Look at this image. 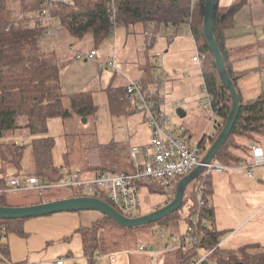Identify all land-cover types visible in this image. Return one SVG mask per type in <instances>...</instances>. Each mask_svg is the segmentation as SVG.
Masks as SVG:
<instances>
[{"label":"trees","instance_id":"trees-1","mask_svg":"<svg viewBox=\"0 0 264 264\" xmlns=\"http://www.w3.org/2000/svg\"><path fill=\"white\" fill-rule=\"evenodd\" d=\"M20 1L22 16L11 20L9 18L8 0H0V140L8 132L26 131L32 136L33 169L28 176H36L48 182H56L62 178V171L52 165L53 141L47 136V121L54 118L65 119L71 112L86 117L92 115L96 107L91 92L71 95L63 92L60 74L69 60H58V54L54 49L40 43L43 32L48 28V23L39 18L41 0ZM245 1L247 0H240L238 4L222 11L218 7V0H216L213 9V36L223 57L225 69L233 84L235 79L226 66L222 29L226 26V21L231 19L237 8ZM259 1L264 3V0ZM108 3L109 0H70V3L67 4L60 0L52 7L51 12L59 19V28L66 30L76 41H81L87 35L91 36L92 45L95 49L106 39L110 32ZM204 3L205 0H199L195 4L191 13L190 27L198 51L205 56L201 73L203 79L201 87L204 86L213 97L212 107L214 117L217 118L213 125L214 132L212 136L204 137L200 143L201 146L205 147L210 146L220 134L231 110V100L227 90L220 82L214 59L203 35ZM113 4L116 9L117 25L121 23L125 25L140 24L144 29L147 21H153L157 31L161 26L169 24L173 26L182 25L190 13L191 6L190 0H113ZM144 30H142V35ZM72 59L75 60L74 56ZM144 73L145 78L140 81V84L145 92L146 89L143 88V85L146 86V84L152 82L150 68L144 69ZM123 95H125L124 88L110 89L108 93L109 105L115 114H120L119 108L124 111L127 106V103L123 100ZM238 97L239 114L237 120L228 139L215 157L223 165L230 167L243 163L245 161L242 158L243 155L248 156L253 146H261L264 137V96H259L251 101H243L239 95ZM111 149L115 150L119 157H127V160L132 163L129 158V151L126 150L123 144L114 143ZM24 150L25 146L23 145L0 143V160L11 165L13 170H20ZM102 171L110 172L105 169L100 170V172ZM135 171L133 165L132 171L115 172L133 173ZM181 178L174 180V196L176 185ZM209 179L210 177L203 184L204 198L208 193ZM4 185L5 182L0 180V188H3ZM139 185L148 188L150 193L166 195L165 190L158 183L151 180H146ZM73 197H80V195L75 194L63 199ZM98 198L110 205L103 194H100ZM193 203V192L188 193L185 190L183 203L179 210L155 223L135 228H125L103 216L91 229L84 227L76 229L74 232L81 238L84 259L89 264H95L94 259L98 255L116 252L108 249L102 238H100L99 231L103 225L114 224L118 228L124 229L126 233L147 226H168L170 220L176 219L177 221L179 219L178 214L185 205L189 204L190 207L188 208L191 210ZM0 207L13 206L5 203L3 195L0 197ZM209 209L204 210L203 217H208L207 212ZM152 211L154 210H150L148 213ZM126 216L133 218L129 215ZM27 220H0V228H5L6 241L7 236L13 233L19 237H26L23 224ZM219 236L220 234L215 232L212 229V224H210L204 230L200 249L208 251L215 247L219 242ZM6 241L0 244V252L8 261L9 246ZM251 248L255 247L243 246L234 251H223L218 247L203 264H264V253L249 254L247 251ZM197 254L196 249L185 256L175 251L177 260L174 263L189 264L191 258L197 256Z\"/></svg>","mask_w":264,"mask_h":264},{"label":"rangeland","instance_id":"rangeland-1","mask_svg":"<svg viewBox=\"0 0 264 264\" xmlns=\"http://www.w3.org/2000/svg\"><path fill=\"white\" fill-rule=\"evenodd\" d=\"M8 2L10 8L9 18L11 20L20 18L22 16L21 1L8 0ZM64 36H66L64 38L66 42L69 43L68 36L66 34ZM118 36H120V30L116 29L115 37ZM108 38L111 45L114 42L116 45L119 44L115 41L113 35H110ZM43 42L41 39L40 43L42 44ZM158 43V45L162 46L163 41L161 40ZM183 45L181 53L176 54L174 58L171 59L167 56L164 59L162 58V60L159 59V68L156 71V75L161 80L163 79L161 68L168 61L170 64L175 63L177 66L180 64V66L194 67L190 65L189 61L192 55L196 56L197 50L195 51L190 39L185 40ZM67 48L69 47L67 46ZM58 49L61 51L62 47ZM158 49L159 46H157ZM71 55L72 52L62 51L58 55V60L64 61ZM130 73L133 77L137 76L136 72ZM167 73L170 74L169 71ZM174 78L172 82L164 83V89L162 88L161 90V92L165 91L166 94V113L172 123L179 122L180 124H184L188 131L187 134L191 135L198 142L204 134L212 133L213 125L217 118L211 117L210 113L208 114L207 111L202 108L200 109L197 105L198 100L203 97L200 88L201 79L197 71L191 75L190 79L186 78L182 72L177 73ZM93 97L96 110L92 115L82 117L77 113L71 112L65 119L54 118L47 121V136L53 141L51 152L52 165L61 169L62 177L72 172H78L84 176H92L96 171L100 172L101 169L110 172L132 171L133 163L128 161L127 157H119L116 151L111 149L112 144L122 142L125 148L126 146L144 148L145 143H147L150 137L151 131L146 118L142 114H115L112 112L104 92H96L93 94ZM176 102H179L178 107L175 105ZM185 103L190 106L194 103L195 107L207 113L206 117L200 116L198 112H190V108H184ZM65 106L67 107L66 104ZM167 107H169L168 110ZM177 108L186 110L188 115L179 118L176 114ZM0 143L25 146L20 170H12L11 165L0 160V180L5 182L4 179H9L12 174L23 176L25 173L32 171L31 135L26 131L20 130L8 132L0 140ZM259 168L264 173V166L253 167L251 169L253 174L251 180L247 179V170L242 167L235 169L234 172L228 171L220 175L215 174L209 179L212 180L214 186L213 200L214 208H216L214 216L219 223L218 228L229 224V220L233 217L231 214L233 209L236 216H238L236 210L240 211L241 214L244 199L253 198L255 207L261 204L260 195L262 186L257 187L254 183L257 179L255 170H259ZM194 182L195 180H192L187 185L186 192L189 193L194 190ZM215 184H217L216 188ZM253 188L254 192H252ZM80 192L77 189L71 188L16 191L6 193L4 201L9 206L28 207L41 202L63 199ZM208 195L210 194H206V197ZM164 198L165 195L163 194L150 193L141 187L139 192L140 208L136 211L135 215L142 216L147 214L151 210V206L159 205ZM188 207H190L189 204L185 205L178 214L179 219L177 221L176 219L170 220L168 226H147L126 233L124 229L118 228L114 224L103 225L99 231V235L104 245L113 251L127 253V255L122 256L121 261L114 264H175L174 262L177 260L175 251L167 250L162 252V248L166 244L171 246L172 234L178 236L186 228L185 217L189 209ZM260 208L259 215L252 220L249 219L243 225V229L240 232H231V230L237 231L234 228L221 231L217 229L220 234L219 241H225L226 237L230 234L227 240L222 243L220 250H237V245L239 244H235L236 240L238 242L245 241L240 243L241 245L247 244L246 241H249L250 235L254 233L252 232L253 227L256 225L257 228L264 226V205L260 206ZM206 219L211 224L209 218L206 217ZM100 220L101 213L97 211L58 213L28 219L23 224L26 237H19L14 233L7 236L6 242L9 246L10 257L8 262H6L5 258H0V264H54L57 259H63L64 264H89L83 259L81 238L74 231L81 227L91 229ZM142 245L147 247L148 250L153 247V250L151 252H142L140 251ZM152 252L157 253L153 255L151 254ZM29 253L31 255L28 258ZM70 256L74 258V261L69 259ZM37 257L38 259H36ZM95 264L112 263H110L108 258H103Z\"/></svg>","mask_w":264,"mask_h":264},{"label":"built area","instance_id":"built-area-1","mask_svg":"<svg viewBox=\"0 0 264 264\" xmlns=\"http://www.w3.org/2000/svg\"><path fill=\"white\" fill-rule=\"evenodd\" d=\"M60 2V0H41L39 18L48 23V28L43 32L42 36L46 39H52L58 36L57 23L58 18L52 15V7ZM69 4L70 0H63ZM199 0H190V13L183 23L184 29L191 34V13L195 4ZM109 31L115 35L117 28L116 9L113 0H109ZM180 28L170 25L161 26L157 31L153 21L145 23L144 37L149 41L166 39L168 42L174 40L177 31ZM97 57L96 50L75 52L74 58L80 60H95ZM205 56L199 51L192 61L198 65V69L202 72V65ZM100 68L116 69L114 58L110 62H98ZM167 81V77H163V82ZM161 85H159L160 87ZM125 97L135 113H140L146 118V122L151 131L150 143L144 148L132 147L129 151V158L133 162L136 169L133 173L122 172H98L92 176H84L78 172H72L62 177L59 181L48 182L36 176L12 174L6 181L3 188H0V197L6 193L16 191L29 190H46L54 188H71L81 191L80 196L97 198L103 194L116 211L123 216L136 217L135 213L140 208L139 190L140 183L151 180L158 183L166 192L164 200L160 203L162 207L170 203L174 199V180L183 178L193 172L198 166H203L202 171L194 182V203L193 208L188 209L185 217L186 228L178 235L171 238V246L165 248L166 251H178L185 256L192 250H197V256L191 258L189 264H203L206 262L210 254L221 246L222 241L210 250H201L200 244L204 237L205 228L209 227L208 220L203 217L204 210L211 206V201L203 196L204 181L215 174H221L227 171L235 170L239 167L246 169L247 178H252L251 169L256 166H264V152L262 148L253 146L250 150L252 158L250 163L238 164L230 167L223 165L219 160L212 159L209 163L201 164L206 153V148L200 144H188L184 139L186 132L183 125H175L166 113L165 91L154 96L142 90L140 81L127 79L124 88ZM203 97L199 99V103L203 108H208L211 117L213 112V97L203 86L201 87ZM175 105L178 107L179 102ZM178 109V108H177ZM142 157V163H138L139 157ZM181 178V179H182ZM162 236V235H161ZM6 241L5 228H0V244ZM142 252H151L143 245L140 247ZM154 254V253H153ZM126 252L113 255L110 257L112 262L121 259ZM0 258H4L0 252ZM6 262H8L6 260ZM55 264H64L63 259H58Z\"/></svg>","mask_w":264,"mask_h":264},{"label":"crops","instance_id":"crops-1","mask_svg":"<svg viewBox=\"0 0 264 264\" xmlns=\"http://www.w3.org/2000/svg\"><path fill=\"white\" fill-rule=\"evenodd\" d=\"M239 2L240 0H218V7L222 11H225L230 7H232L233 5L238 4ZM183 26H184L183 24L180 26H175L180 29L177 31V36L170 43L164 38L149 41L147 38L144 37V33L142 35V30H144L145 28L143 29L140 24L125 25L121 23L118 24L116 28L117 30H120V36L115 37V35L112 32H109L106 39L98 47L94 49L91 41V36L87 35L81 41H76L68 34L66 30L59 28V20H58L56 26L58 29V36L52 39H46L42 36L41 39L44 41L43 44H46L51 49H54L58 55L62 51L72 52V55L69 56V58H67L66 60H64V61L69 60V62L66 65V67L61 71L60 74L61 86L65 94L71 95L81 92H91L94 101L93 94H95L96 92H104V94L106 95L107 102L109 103L108 93L110 92V89L125 88L127 84V79L142 81L145 78L144 69L146 68H150V73L152 77L151 83L146 84V86L143 85V88L146 89V92L148 94L154 96L157 95L160 92V90H162V88L164 89L165 86L164 83L167 84L169 82H172V80L175 79L174 77L176 76V74L180 72H182L186 78L190 79L191 75L197 71L201 79V84H200V88H201L203 83V79L201 76L202 72L199 71L198 65L192 61V58L194 57L193 55L191 56L189 63L194 67L180 66V64H178L177 66L175 65V63L170 64L168 61L163 65V68H161L163 77L165 74V77H167V81L163 82L162 81L163 79L161 80L160 77L156 75V71L159 68L158 67L159 61L167 56H169L172 59L176 54H178L179 52L181 53L184 47L183 42L185 40L190 39L192 41L195 51L196 50L198 51L193 38L189 35V33L184 29ZM64 34L68 36L67 38L69 43H67L66 40L64 39L66 38ZM222 34H223V47L226 57V66L231 71L232 76L235 79L234 87L238 95L240 96L241 100L251 101L258 98L259 96H264V3L259 0H247L244 3H242V5L238 7L235 13L232 15L231 19L229 21H226V26L223 27L222 29ZM110 35L114 36L115 41L119 43L118 45H116L115 42L113 45L109 43L108 37ZM187 36L190 37L188 38ZM161 40L163 41L162 46L158 45L159 44L158 42ZM73 44H75V46L72 47ZM67 46L69 48H67ZM157 46H159L158 50H157ZM59 47H62L61 51H59L58 49ZM93 49L96 50L97 52V57L95 60L77 61L72 59L75 52L89 51ZM113 58L116 62V67H117L116 69L99 67L98 62H110ZM167 71H169L170 74H168ZM130 72L133 73L136 72L137 76L136 77L131 76ZM159 85L161 86L159 87ZM123 100L124 102L127 103V106L125 107L124 111L123 109L119 108V112H121L120 114L130 115L135 113L130 107L125 95H123ZM197 105L200 107V109L202 108L203 110L207 111L208 114L210 113L208 108H203L200 105L199 100ZM184 106H185L184 108L187 107L190 108L191 109L190 112L200 113L199 115L203 116L204 118L207 115L205 111H201L198 107H195L194 103L192 106H190L189 104L187 105V103H185ZM168 108L169 107H167V110ZM182 111L185 113V116L188 115L186 110H182ZM174 124L178 125L180 123L178 122ZM181 125H183V127L185 128L184 124ZM187 132L188 131L186 130L184 134V139L187 141L188 144L191 145V144H200L204 137L212 136L214 129L212 133L204 134L198 142L195 141L191 135H188ZM149 143H150V137L147 143H145V146H147ZM120 144H124V143L121 142ZM132 147L133 146H126V150L130 151ZM205 148H207V146H205ZM259 148H262L264 152V137L262 138V144L261 146H259ZM242 158L245 159V161L242 164L250 163L252 160L250 153H248V156L243 155ZM138 163L139 164L142 163L141 156L139 157ZM257 170H255V176L257 177V179L254 183L257 187L262 186L261 195H260L261 204L255 207V201L253 198L244 199V206L241 214L240 211L236 210V213L238 215L236 216L234 214V209H233V212L231 213L233 217L229 220V224L227 226H224L222 224L223 227H219V228L217 227L219 223L216 221V217L214 216V213L216 211V208H214V200H213L214 186L212 180H209L207 186L208 187L207 194L210 195H208L206 198L211 201V206L209 207L210 209L207 212L208 214L207 213L206 214L208 215L209 221H211L212 224V229L215 232H219L225 229L231 230V228L237 230V231L231 230V232H240L243 229V225L249 219L252 220L259 215V212L261 210L260 206L264 205V189H263L264 173L260 171V168L258 171ZM234 171L235 170H232L230 172H234ZM30 173L31 171L25 173V175H28ZM252 178H247V179L251 180ZM4 180L6 183L8 179H4ZM216 186L217 184H215V188ZM141 187L145 188L147 192L149 191L148 188H146L145 186L144 187L140 186V188ZM252 192H254V188ZM159 205L151 206V210H156L157 208H159ZM102 218L103 215L101 214V219ZM256 226L253 227L252 232L254 233L250 235L249 241H246L247 244L246 245L242 244L243 246L255 247L248 249L247 251L249 254H253V255L264 253V226H262L261 228H257ZM217 229H219V231H217ZM228 236L226 237L225 241L227 240ZM225 241H223L222 243H224ZM242 242L245 241H239V242L237 240L235 241L236 245L239 244L237 245L238 246L237 249L243 247L240 244ZM169 247L170 246L166 244L165 247L162 248V252L166 251L165 248H169ZM152 250L153 247L149 248V251ZM121 253L124 252H114L106 255H98L96 257L97 259L94 260L95 263H97L98 260H101L103 258H108L110 263L114 264L118 261H121L122 258L112 262L110 260V257ZM156 253L157 252L153 254L152 252L151 254L155 255ZM30 255L31 254L29 253L28 258L30 257ZM38 257L36 259H38ZM69 259L74 261V258L71 256L69 257Z\"/></svg>","mask_w":264,"mask_h":264},{"label":"water","instance_id":"water-1","mask_svg":"<svg viewBox=\"0 0 264 264\" xmlns=\"http://www.w3.org/2000/svg\"><path fill=\"white\" fill-rule=\"evenodd\" d=\"M215 2L216 0H205L203 35L214 59L216 72L220 82L230 96L231 110L220 134L207 149L201 164L209 163L215 158L219 149L228 139L239 114V97L235 90L234 84L227 70L225 69L223 57L213 36L212 19ZM176 114L179 118H183L185 116V113L179 108L176 110ZM202 169V165L198 166L193 172L183 177L177 183L174 199L170 203L142 216L133 218L125 217L108 203L97 198V194H94V197H73L35 204L28 207H0V220H26L58 213L97 211L103 216L113 220L116 224L125 228H135L149 225L167 216H170L179 210L183 203L184 193L187 185L198 177Z\"/></svg>","mask_w":264,"mask_h":264}]
</instances>
